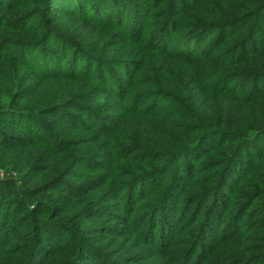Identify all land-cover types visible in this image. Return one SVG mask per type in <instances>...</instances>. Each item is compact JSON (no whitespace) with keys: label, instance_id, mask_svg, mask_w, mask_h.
Masks as SVG:
<instances>
[{"label":"trees","instance_id":"obj_1","mask_svg":"<svg viewBox=\"0 0 264 264\" xmlns=\"http://www.w3.org/2000/svg\"><path fill=\"white\" fill-rule=\"evenodd\" d=\"M207 1L0 0V151L49 156L0 190V264H264V0Z\"/></svg>","mask_w":264,"mask_h":264},{"label":"rangeland","instance_id":"obj_2","mask_svg":"<svg viewBox=\"0 0 264 264\" xmlns=\"http://www.w3.org/2000/svg\"><path fill=\"white\" fill-rule=\"evenodd\" d=\"M191 4L196 5L195 2L194 3L191 2ZM224 5L225 6L228 5V3L225 2L224 0H208L204 4L196 6L193 9H198V10H195V11H198L197 12L198 16H199V11L202 13V15H204L205 13H208L214 16V15L220 14L219 13L220 9H226ZM240 7L241 6L238 5L237 7L233 9H240ZM234 28L235 27H231L229 31ZM256 30L257 29H255L254 36L250 40L249 45L254 46L256 41H258L259 38L261 37V33L258 30L257 31ZM214 35H216V33ZM210 41H212V39L209 40V43ZM259 45H262V42ZM205 47L206 46H204V48ZM143 127L146 128L144 124L131 120V121H128L122 124L119 130L117 129L115 131L117 133V135L115 136L117 138L125 139V140L133 139V140L138 141L139 144L142 143L146 145L147 143H150L151 139H149L148 137L149 135L148 131H146V129ZM142 128H143V131H142ZM89 136L92 137L91 135ZM99 143L101 142H98V144ZM98 144H95L96 147L98 146ZM247 145H248L247 146L248 148L246 150L247 154L254 155L256 153H259V151H261V149L264 148V138H261V137L250 138ZM247 156L248 155H245L244 158L247 159L246 158ZM47 159H49V156L48 154L45 153V150L42 147L37 148V149H25V150H22L21 152L19 151V152H13V153H4L0 151V184H2L0 186V190L2 188H4L3 190L7 189L5 187H11L13 189L19 184H24L23 181L26 182V179L28 177L33 183V181H35V179L38 177V174L40 177H42L43 174L40 173L39 169H45V161ZM242 161L244 162H240L238 166L240 169H243L247 164V160L245 161L244 159H242ZM240 169L238 170V172L241 171ZM30 172H34V173L31 175ZM154 179L157 181V177H154ZM153 182H154L153 179H150V180L146 179L143 181V183H148L149 185H151V183L153 184ZM228 185H230V182H227L224 188L228 187ZM172 202L173 200L169 199L168 203L165 205V207L162 210L167 211V212L168 211L173 212L176 215L175 218L177 219L176 221L177 223L181 221L182 219L183 220L188 219L189 216H186L184 214V211H180V208L175 209V206L173 207L172 205H170ZM167 206L168 208H166ZM193 210L194 209L192 208L191 211L193 212ZM97 223H98V220H92L90 222V224H97ZM7 231L16 233L15 227L12 229H8ZM25 231L26 229L23 230V232Z\"/></svg>","mask_w":264,"mask_h":264}]
</instances>
